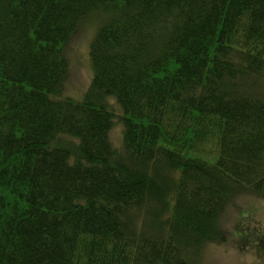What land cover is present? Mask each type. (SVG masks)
<instances>
[{
  "label": "trees",
  "instance_id": "trees-1",
  "mask_svg": "<svg viewBox=\"0 0 264 264\" xmlns=\"http://www.w3.org/2000/svg\"><path fill=\"white\" fill-rule=\"evenodd\" d=\"M238 195L264 199V0H0V264H202Z\"/></svg>",
  "mask_w": 264,
  "mask_h": 264
},
{
  "label": "rangeland",
  "instance_id": "rangeland-1",
  "mask_svg": "<svg viewBox=\"0 0 264 264\" xmlns=\"http://www.w3.org/2000/svg\"><path fill=\"white\" fill-rule=\"evenodd\" d=\"M91 35L90 26H82L67 44L69 76L65 90L75 99L85 91L91 78L88 56ZM120 135L121 129L116 127L110 132V138L117 144ZM220 222L225 229L224 239L205 247L202 264H264V199L251 195L234 197Z\"/></svg>",
  "mask_w": 264,
  "mask_h": 264
}]
</instances>
